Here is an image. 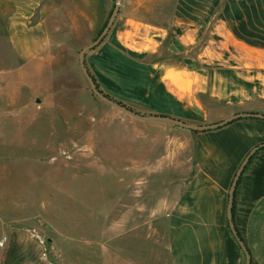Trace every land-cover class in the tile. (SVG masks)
Returning <instances> with one entry per match:
<instances>
[{
	"label": "crops",
	"instance_id": "0c3cea01",
	"mask_svg": "<svg viewBox=\"0 0 264 264\" xmlns=\"http://www.w3.org/2000/svg\"><path fill=\"white\" fill-rule=\"evenodd\" d=\"M169 1L122 0L108 35L86 54L101 90L137 112L193 123L216 122L238 111L264 112V0H174L165 19ZM114 5L115 0H0V93L10 98L15 92L11 77L37 94L60 90L49 78L66 77L69 69L60 63L65 53L76 54L94 40ZM71 60L83 84L79 54L78 61ZM110 111L139 132L156 133L135 141L139 152L129 173L135 189L156 175L153 187L160 190V202L135 201L125 212L116 209L118 204L112 212L101 211V221H114L103 229V237H113L114 244L103 240L102 257L122 264L121 238L137 236L138 222L151 221L146 236L161 235L164 243L147 247L144 261L131 250L126 264H245L229 225V192L244 158L264 143V120L240 118L196 131ZM155 154L161 157L158 164L150 159ZM139 172L145 175L137 179ZM233 218L251 264H264V147L239 179ZM2 237L7 239L0 264H49L32 232L17 229Z\"/></svg>",
	"mask_w": 264,
	"mask_h": 264
},
{
	"label": "rangeland",
	"instance_id": "374dc122",
	"mask_svg": "<svg viewBox=\"0 0 264 264\" xmlns=\"http://www.w3.org/2000/svg\"><path fill=\"white\" fill-rule=\"evenodd\" d=\"M168 3L165 19L171 16L174 0ZM81 48L73 55L66 52L60 62L69 69L64 79L49 78L60 90L37 94L11 77L15 92L10 98L0 93V239L17 229L32 232L49 264H109L101 244H114L113 237H103V229L114 221H101V211L112 212L118 204L116 209L125 212L135 201L160 202V190L153 187L156 175L135 189L129 173L130 160L139 152L135 141L156 133L139 132L114 119L110 108L120 110L98 98L86 78L81 83L71 67ZM170 60L176 63L177 58L170 55ZM3 79L0 76V86ZM150 159L153 164L161 161L156 154ZM143 175L139 172L137 179ZM138 223L137 236L120 240L122 264L135 250L144 261L141 254L147 247L165 241L161 235L146 236L151 221ZM158 228L162 231L160 222ZM159 255L166 261L165 254Z\"/></svg>",
	"mask_w": 264,
	"mask_h": 264
},
{
	"label": "water",
	"instance_id": "95a60500",
	"mask_svg": "<svg viewBox=\"0 0 264 264\" xmlns=\"http://www.w3.org/2000/svg\"><path fill=\"white\" fill-rule=\"evenodd\" d=\"M121 4H122V0H115V5L114 8L109 16V19L107 21V23L105 24L104 28L100 31V33L96 36V38L94 40H92L91 42H89L88 44H85L84 46H82V48L79 51V64L81 67V70L85 76V78L87 79L89 86L92 90V92L101 100L117 107L118 109L126 112L127 114L131 115L134 118H138L141 120H165V121H169L172 122L178 126L184 127V128H188L191 130H196V131H206V130H212V129H217L220 128L224 125H227L237 119L240 118H259V119H263L264 120V112L261 111H238L235 112L221 120H218L216 122H212V123H205V124H201V123H193L190 121H186L177 117H173V116H168V115H161V114H143L140 112H137L136 110L130 108L129 106L119 102L118 100L112 98L111 96L107 95L106 93H104L97 85L93 75L91 74V72L89 71L87 64H86V54L88 51L94 49L95 47H97L99 44H101V42L106 38V36L108 35L109 31L111 30L112 26L115 23V20L120 12V8H121ZM261 147H264V143L259 144L257 146H255L248 154L247 156L244 158L243 162L241 163L235 177L233 180V183L231 185L230 188V192H229V203H228V211H227V215H228V220H229V225L231 230L233 231V233L235 234L236 238L238 239L239 243L241 244L245 255H246V263L245 264H251L252 258H251V253L249 251V249L247 248L245 242L243 241V239L240 237L237 228L235 226V222H234V218H233V205H234V199H235V190L237 187V184L239 182V179L246 167V165L249 163V161L251 160V158L253 157V155L256 153V151L258 149H260Z\"/></svg>",
	"mask_w": 264,
	"mask_h": 264
},
{
	"label": "built area",
	"instance_id": "2783aa9c",
	"mask_svg": "<svg viewBox=\"0 0 264 264\" xmlns=\"http://www.w3.org/2000/svg\"><path fill=\"white\" fill-rule=\"evenodd\" d=\"M71 157V156H70ZM6 237H2L1 239H0V247H3L4 245H5V242H6Z\"/></svg>",
	"mask_w": 264,
	"mask_h": 264
},
{
	"label": "trees",
	"instance_id": "16d2710c",
	"mask_svg": "<svg viewBox=\"0 0 264 264\" xmlns=\"http://www.w3.org/2000/svg\"><path fill=\"white\" fill-rule=\"evenodd\" d=\"M94 77V76H93ZM94 79H95V81H96V83H97V85H98V87L100 88V86H99V84H98V82H97V80H96V78L94 77ZM101 89V88H100ZM108 95V94H107ZM113 98V97H112ZM119 102H121V101H119ZM121 103H123V102H121ZM123 104H125V103H123ZM126 105V104H125ZM131 108V107H130ZM133 109V108H132Z\"/></svg>",
	"mask_w": 264,
	"mask_h": 264
}]
</instances>
